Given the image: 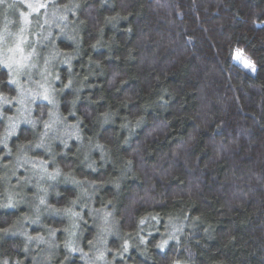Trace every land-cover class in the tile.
Masks as SVG:
<instances>
[{
	"label": "clouds",
	"instance_id": "1",
	"mask_svg": "<svg viewBox=\"0 0 264 264\" xmlns=\"http://www.w3.org/2000/svg\"><path fill=\"white\" fill-rule=\"evenodd\" d=\"M0 264H264V0H0Z\"/></svg>",
	"mask_w": 264,
	"mask_h": 264
}]
</instances>
